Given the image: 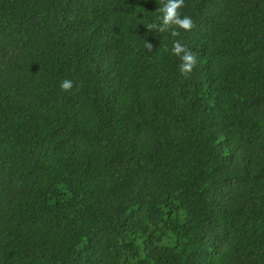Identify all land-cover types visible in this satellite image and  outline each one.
<instances>
[{"label":"trees","instance_id":"16d2710c","mask_svg":"<svg viewBox=\"0 0 264 264\" xmlns=\"http://www.w3.org/2000/svg\"><path fill=\"white\" fill-rule=\"evenodd\" d=\"M165 2L0 0V264H264V0Z\"/></svg>","mask_w":264,"mask_h":264},{"label":"clouds","instance_id":"9594fccd","mask_svg":"<svg viewBox=\"0 0 264 264\" xmlns=\"http://www.w3.org/2000/svg\"><path fill=\"white\" fill-rule=\"evenodd\" d=\"M185 6V0H166L162 7L156 9L160 14L157 16V21L148 23L145 27L149 31L155 30L159 33H170L171 37L180 35L179 30L190 31L193 29L194 22L191 17H181L179 9ZM145 49H152L150 43L145 42ZM167 51V49H165ZM171 53L180 60L179 71L182 76L190 74L197 63L196 54L189 50L181 41L173 40ZM79 86V85H78ZM77 86V87H78ZM73 88V82L65 79L60 83L62 91H69Z\"/></svg>","mask_w":264,"mask_h":264}]
</instances>
